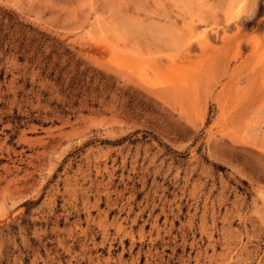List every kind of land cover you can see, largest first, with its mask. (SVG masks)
<instances>
[{"label":"rangeland","instance_id":"rangeland-1","mask_svg":"<svg viewBox=\"0 0 264 264\" xmlns=\"http://www.w3.org/2000/svg\"><path fill=\"white\" fill-rule=\"evenodd\" d=\"M0 264H264V0H0Z\"/></svg>","mask_w":264,"mask_h":264}]
</instances>
